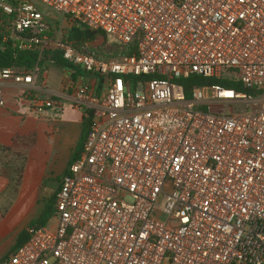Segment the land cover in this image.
Wrapping results in <instances>:
<instances>
[{
	"label": "built area",
	"instance_id": "obj_1",
	"mask_svg": "<svg viewBox=\"0 0 264 264\" xmlns=\"http://www.w3.org/2000/svg\"><path fill=\"white\" fill-rule=\"evenodd\" d=\"M69 30L134 48L101 59ZM5 47L36 62L0 69V106L20 87L28 113L91 123L53 223L0 264H264V0H0ZM46 52L71 66L57 91ZM190 76L220 83L187 99Z\"/></svg>",
	"mask_w": 264,
	"mask_h": 264
},
{
	"label": "crops",
	"instance_id": "obj_2",
	"mask_svg": "<svg viewBox=\"0 0 264 264\" xmlns=\"http://www.w3.org/2000/svg\"><path fill=\"white\" fill-rule=\"evenodd\" d=\"M64 70L49 69L47 81L52 91L59 89L64 77ZM50 72L55 74L53 81L49 78ZM20 91V87L6 88L4 91V104L0 106V146L12 147L13 140L19 139L17 146L20 147L26 157L25 178L22 184L21 196L15 207L2 218L1 191L7 185V181L1 177V161L4 155L0 152V241L7 230L10 229V224L15 223L16 212L19 207L23 206L25 193L28 190L37 189L44 181L46 162L56 144L60 147H70L69 161L77 147L81 131L82 116L78 110L71 107H66L62 111L46 110L40 113L43 115L39 117L40 114L35 115L27 112L25 105L20 102ZM4 158L9 157L5 156ZM67 167L59 178L54 193L59 190L61 179L66 173ZM11 248H9V251Z\"/></svg>",
	"mask_w": 264,
	"mask_h": 264
},
{
	"label": "rangeland",
	"instance_id": "obj_3",
	"mask_svg": "<svg viewBox=\"0 0 264 264\" xmlns=\"http://www.w3.org/2000/svg\"><path fill=\"white\" fill-rule=\"evenodd\" d=\"M65 37L68 40L79 41L77 38H69V32H66ZM85 40H89V42L93 44L94 49L100 55L103 54L108 56V59L111 60L117 59L115 55H117L122 49V46L99 37L92 40ZM49 78L51 81H53V79H55V74L50 72ZM145 92H148L146 87ZM197 109L202 112H206V108L203 106L197 107ZM41 115L43 114H40L39 117ZM69 148V146L60 147L58 144H56L55 149H53L49 159L46 162L44 181L37 187V189L32 191L28 190V192L25 193V201L22 203L23 206L17 209L14 219L15 223L10 224V229H8L7 233L1 238L0 259L8 255L7 252L9 251V248L13 247L18 234L23 231H27V229L30 228V223L38 218L45 205L52 198L54 191L58 186L59 178L67 167ZM2 162L8 164L9 166V168H7L6 165L3 164L1 172V177L7 181V185L1 191V212L3 218L8 211L15 207L17 200L21 196L22 184L25 178V169L22 167L21 162H19L17 158H2ZM10 165H14L15 168L11 169ZM8 170H13V173L16 172V177L18 178L16 179L14 177V181L9 179V175H11V173H9ZM52 223L53 222L51 219L49 224ZM47 227H49V225H47Z\"/></svg>",
	"mask_w": 264,
	"mask_h": 264
},
{
	"label": "trees",
	"instance_id": "obj_4",
	"mask_svg": "<svg viewBox=\"0 0 264 264\" xmlns=\"http://www.w3.org/2000/svg\"><path fill=\"white\" fill-rule=\"evenodd\" d=\"M68 32H69V38H77V39H79V41H85L84 31L69 30ZM98 37L106 40L105 35L100 33L99 31H97L95 33V35L92 38H90V40L96 39ZM133 48H134L133 45H131L129 47L122 46L121 51H119L117 54L118 56L117 55H115V56L118 58L120 56L128 55L132 52ZM94 51H95V55L97 57H99L101 59H108V56H105L103 54L100 55L95 49H94ZM44 57H45V60H44L43 65L49 69L52 68V69H56V70H64V69L71 68V66L69 64L65 63L61 59V54L59 52H46ZM35 62H36V54L34 52H19L17 50H13L11 47H5L2 50L0 49V69L7 68V67H10L12 65L25 66L26 68L29 69L35 64ZM123 79L127 82L129 79H131V77H124ZM176 82H177V84H179L183 88L185 97L187 99L190 98V93H191V90L193 89V87L220 83L219 81H216L215 79L198 77V76H190L187 79H179ZM225 87H229V85H225ZM236 89L241 90L239 88H236ZM90 123H91L90 117H82L81 131H80V135H79V139H78V144H77V147H76L74 153L72 154L70 160L68 161L67 166H69L76 159V157L79 155L81 148H82V144H83V142H84V140L88 134V131L90 128ZM18 140L19 139L13 140L12 147L0 146V152L2 155H4L2 158H4L5 156L17 158L19 160V162H21L22 167H25L26 157L24 155V152L20 149V147L17 146ZM1 164H2V166L4 164V165H6L7 168H9L8 164H6L2 161H1ZM10 167H11V169L15 168L14 165H10ZM22 167H21V170H22ZM13 172H14L13 170H11V171L9 170V173H11V175H9L10 178H9V176H8V178L14 181V177L16 179L18 177H16L17 173L16 172L13 173ZM53 201H54V195L49 200V202L45 205L43 211L40 213L38 218L35 221H33L32 223H30V225H29L30 227H36V226L42 227V226L49 225V223L52 219ZM27 239H28V235H27L26 231L19 233L16 240H15L13 247L11 248V250H13V249L21 246L22 244H24Z\"/></svg>",
	"mask_w": 264,
	"mask_h": 264
},
{
	"label": "water",
	"instance_id": "obj_5",
	"mask_svg": "<svg viewBox=\"0 0 264 264\" xmlns=\"http://www.w3.org/2000/svg\"><path fill=\"white\" fill-rule=\"evenodd\" d=\"M94 35H95V32L94 31H90V30H85L84 31V37H85V39H90Z\"/></svg>",
	"mask_w": 264,
	"mask_h": 264
}]
</instances>
